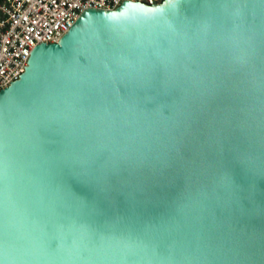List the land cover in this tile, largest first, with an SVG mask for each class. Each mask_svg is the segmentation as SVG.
Masks as SVG:
<instances>
[{
  "label": "water",
  "instance_id": "obj_1",
  "mask_svg": "<svg viewBox=\"0 0 264 264\" xmlns=\"http://www.w3.org/2000/svg\"><path fill=\"white\" fill-rule=\"evenodd\" d=\"M0 264H264V0L83 10L0 90Z\"/></svg>",
  "mask_w": 264,
  "mask_h": 264
},
{
  "label": "built area",
  "instance_id": "obj_2",
  "mask_svg": "<svg viewBox=\"0 0 264 264\" xmlns=\"http://www.w3.org/2000/svg\"><path fill=\"white\" fill-rule=\"evenodd\" d=\"M123 1L163 0H0V90L19 77L36 45L57 42L83 10H112Z\"/></svg>",
  "mask_w": 264,
  "mask_h": 264
}]
</instances>
